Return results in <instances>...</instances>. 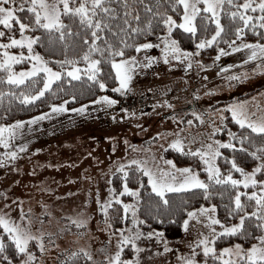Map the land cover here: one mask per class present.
Returning <instances> with one entry per match:
<instances>
[{"label": "snow or ice", "instance_id": "6c2138e0", "mask_svg": "<svg viewBox=\"0 0 264 264\" xmlns=\"http://www.w3.org/2000/svg\"><path fill=\"white\" fill-rule=\"evenodd\" d=\"M143 3V0H140ZM123 15L114 6L113 0H0V83L20 86L26 81L37 86L34 93L21 92L19 96L9 90L8 95L20 99L27 104L43 97L46 91L57 88L63 89V85L73 86V82H83L89 87L98 86L100 90H106L108 83L104 74V64L110 65L114 70L107 73V77L117 82L112 88L113 92L126 93L130 89L136 70L141 67V61L136 55H128L127 50L133 49L135 53L142 50L161 48V58L165 63L170 59L181 61L189 59L193 53L180 47L179 40L173 36L175 29L183 30L193 38L199 31L207 33L209 25H214L211 35H205L196 40V48L204 49L224 41L232 52L247 50L246 59L241 64L253 62V72L264 73V43L260 40L245 41L242 38L248 30L264 38V0H157L155 5L146 4L144 12L149 17L141 21V13L138 8L132 7L129 0H122ZM179 16V19L176 16ZM226 18L227 24L224 23ZM133 21L135 23H133ZM159 26V34L157 27ZM19 32V37L16 36ZM155 35L158 43L147 39V35ZM232 35L234 39L227 40L226 36ZM143 37V40H141ZM74 38H78L74 39ZM236 40L241 42L237 45ZM60 44L62 59L54 56L45 57L40 47H54ZM19 49V51H12ZM220 54H227L224 48H219ZM217 55L216 59L219 60ZM157 57L145 54L143 67H150ZM27 62L31 66L27 69L17 70L15 65ZM188 67H191L189 59ZM229 68L232 65H228ZM241 76L246 78L247 73L232 74L229 79L239 80ZM58 82V83H57ZM42 84V86H39ZM5 93L0 91V100ZM76 100L75 95L70 96ZM68 101L60 104H52L51 111L55 113L68 112L84 113L86 105L79 108L66 107ZM92 104L115 105L118 101L109 95H100ZM167 104V101H165ZM172 107L171 104L167 105ZM259 106H257V110ZM124 111H127L126 109ZM224 112L230 113L231 119L242 131L239 135L228 130L229 140L213 139L216 132L223 128L213 124V132L210 134V142L201 143L192 148L184 147L185 140L179 134L168 144L183 155H188L199 160L201 167L193 168L192 165L177 167L173 160L164 159L167 167L159 164H149L145 160H128L127 165H134V172L140 177L147 178V185L151 186V192L156 194L163 205H169L166 193H188L202 195L209 200L214 194V186L230 189V203L226 205L229 216H238L239 223L225 224L216 215L217 205L211 203L200 205L191 210L185 208L186 218L183 227L187 231L189 220L195 219L204 225L207 232L201 231L195 241L190 245V251L180 253L176 257V264H209V258L219 264H264V114L256 117L255 111H251L247 101H240L224 106ZM192 115L203 123V117L193 112ZM48 115L42 113L30 118L29 123L46 119ZM222 123H227V117L221 113ZM183 122V121H182ZM193 120H188L191 125ZM25 127V121L16 120L11 124H0V147L5 150L0 153V166L10 163L18 156L16 148L20 152L27 149V144L13 145L19 130ZM255 134V135H253ZM157 135H160L157 133ZM259 137V142L257 140ZM191 145V141L187 142ZM247 145V146H246ZM221 149H231L232 155L225 156ZM39 151V149H37ZM237 153H243L250 157L253 164L249 170L238 162ZM224 159L230 167L223 169L219 164L220 158ZM156 160L155 157L152 158ZM206 173L201 178L200 172ZM116 172L122 174L123 188L117 191L109 189V198L101 202L97 191V204L99 211L105 217V224L112 227L109 218V209L114 204L122 206V215L118 217L124 223V227L112 228L111 235L117 236L115 249L108 250L101 247V257L97 258L92 251L81 247L77 251H71L68 258L71 261L79 260L91 264H141V253L144 248L139 241L141 238L163 243V251L171 252L167 239H164L162 231H142L140 225L146 223L138 215L140 191L145 187L143 179L139 177L140 187L129 186L131 173L125 163L116 166ZM238 173L239 176H235ZM115 175V173H113ZM111 183V181H109ZM254 189L248 191V189ZM129 194L136 198V202L127 203L122 196ZM223 197V192L218 193ZM244 198V199H242ZM186 203V201H185ZM251 204L253 211L247 208ZM5 207H8L5 204ZM130 213V215H129ZM243 213V215H239ZM254 219L253 227L259 231L258 235L245 230V220ZM88 218L83 216L66 217L67 224L83 228ZM44 221H41L43 223ZM164 221L161 219L160 221ZM34 221L24 213L21 206L19 217H12L8 212L0 211V264H39L36 250L41 254L46 251L47 244L53 247L51 239L55 233L47 232L42 228H33ZM220 227L217 228L216 226ZM64 231V229H61ZM225 236H240L247 238L252 236L254 243L247 248L242 243H235L228 247L215 246L218 238ZM111 244V240L108 241ZM132 250L131 256L125 254V249ZM11 249V251H10ZM159 254V249L156 250ZM202 252L203 259H198Z\"/></svg>", "mask_w": 264, "mask_h": 264}, {"label": "rangeland", "instance_id": "374dc122", "mask_svg": "<svg viewBox=\"0 0 264 264\" xmlns=\"http://www.w3.org/2000/svg\"><path fill=\"white\" fill-rule=\"evenodd\" d=\"M225 50L227 54L219 53V60L215 58L209 66L203 62L201 51L192 52L189 58L191 67H188L189 59H170L165 63L161 48L142 50L135 53L142 63L133 76L130 89L124 94L119 93L122 98L112 97L117 104L84 103L81 105H86L87 110L82 114L71 111L55 113L50 109L44 112L48 115L46 119L35 123H29L31 117L23 120L25 127L18 131L12 144L26 143L27 149L20 152L16 148L17 158L0 166V211L18 218L22 206L24 213L34 221V229L55 233L51 239L58 247L46 242L43 254L37 249L39 264H86L83 257L74 262L69 260L68 254L86 247L100 258L101 247L110 251L115 249L117 236L111 235L112 227L105 224V217L99 211L97 191L101 202L109 198L118 164L125 163L128 167L131 166L127 165L128 160L146 159L149 164L167 167L164 159L173 160L170 154H178H173L171 150L178 151L168 147L175 134L184 138L186 149L210 142L213 124L225 127L221 113L231 117L230 113L224 112L227 104L247 101L257 118L264 114V73L253 72V62L241 64L246 59L247 50L232 52L230 47ZM145 54L157 57L147 68L143 67ZM30 66L23 62L15 68L20 70ZM241 73H247L246 78L229 79L232 74ZM133 100H136L133 105H140L122 110ZM81 105L66 107L79 108ZM193 112L203 117V123L192 115ZM188 120L193 123L187 124ZM222 132H216L212 138L226 141L220 136ZM188 141L192 142L191 145ZM4 151L0 147V153ZM181 156V165L173 160L177 167H203L198 159ZM200 175L205 178L206 173L201 171ZM125 202L134 203L133 200ZM69 216H83L88 220L83 228H78L66 223L65 218ZM201 231L207 232V229L193 218L189 220L187 231L183 227L181 237L164 235L172 250L167 253L163 251V243L158 244L155 238H141L139 243L144 248L141 264H176V257L190 251L189 245ZM217 240L215 246L218 250L239 242L220 246ZM125 254L131 256L132 250L126 248ZM198 259H203L202 252Z\"/></svg>", "mask_w": 264, "mask_h": 264}, {"label": "trees", "instance_id": "16d2710c", "mask_svg": "<svg viewBox=\"0 0 264 264\" xmlns=\"http://www.w3.org/2000/svg\"><path fill=\"white\" fill-rule=\"evenodd\" d=\"M242 2V0H241ZM114 6L117 8V10L120 12L121 15H123V8H122V0H113ZM129 3L134 8H138L141 13V21L143 22L145 19L149 17V14L144 12V6L146 4H152L155 5L157 3V0H143V3L140 2V0H129ZM177 19H179V16H176ZM227 24L226 18L223 21ZM133 23H135L133 21ZM212 30H214V25H209V30L207 33H204L202 30L197 33V37L193 38L190 34L185 33L183 30L175 29L173 31V36L176 37L179 40L180 47L189 51V52H198L201 51V58L203 59V62L205 65L209 66L213 63V60L216 58V56L219 54L218 49L224 48L227 49L229 45L225 43L224 41H219L218 43H214L213 45L206 47L204 49H197L196 48V40L198 38H203L205 35H211ZM157 34H159V26L156 29ZM259 31L264 32V29H260ZM16 36L19 37V32L16 31ZM77 39L78 38H74ZM148 40H152L154 43H158L156 36L148 34L147 35ZM227 40H232L234 37L232 35H228L225 37ZM245 41H256L260 40L262 43H264V38L261 36L256 35L251 30H248L246 32V35L242 38ZM141 40H143V37H141ZM241 41L236 40L235 43L239 44ZM37 51H40L42 55L45 57L48 56H54L55 58L62 59L61 50H60V44L57 42V44L54 47H40L39 45L35 46ZM128 55H135V51L133 49L127 50ZM104 76L102 78L106 79V82L108 83V88L106 90H100L98 86L89 87L87 84L81 82H73V86L69 87L67 84L63 85V89L57 88L56 84L53 85L52 89L49 91H46L45 95L43 97H39L37 100L32 101L30 103H23L22 97L20 99H16L15 97L9 96L8 92L11 90L12 92H15L17 96L21 92L27 93H34L36 90H38L37 86L32 85L30 82L25 83V85L20 86H13L8 85L6 83H0V91H3L5 93L2 100H0V124H11L16 120H25L30 117H33L35 115L47 112L51 109L52 104H59L64 101H68L67 105L69 107H76L78 105L84 104V103H90L91 100H95L100 95H109L111 97H120L122 98V95L113 92L112 88L116 87L117 82H114L111 78L107 77V73L109 71H112L114 76V70L110 69V65L104 64ZM58 83V82H57ZM39 86H42L40 84ZM75 95L76 100H71L70 96ZM197 105V104H196ZM231 130L233 132H236L237 135H239L242 130L239 128L237 124L231 119V117L228 115L227 117V123L226 127H224V130L222 133H220L221 137H225L227 140L230 139L228 136V130ZM255 135V134H253ZM257 140L259 142V137H257ZM247 146V145H246ZM174 154L178 153L177 155L171 156L173 157L174 161L181 165L182 156L179 152H176L174 150H171ZM221 151L224 153L225 156L232 155L231 149H221ZM238 162L242 163L243 166L246 168H251L253 161L250 157H247L243 153H237L236 154ZM219 164L223 169H227L230 167L229 164H226L224 162V159L221 157L219 159ZM134 165L128 166V169L130 171L131 179L129 181V186L132 188H138L140 187L138 182V177L140 179L144 180L145 187L141 189L140 191V200H139V212L138 215L140 218L146 223H143L140 225L142 230L145 231H157L160 230L163 232V234L167 237L171 238H179L183 234V220L186 218V213L184 212V209L187 208L189 210L193 208H198L200 205H206L209 203H215L217 205V216L219 219H221L225 224H233V223H239L238 216H229L228 210L226 208V205L230 203L229 196L231 194L230 189H224L221 186H214V194L209 200H205L202 195H192L191 192L188 193H166L168 199H169V205L165 206L163 205L162 201H160L159 197L156 196V194L151 192V186L147 185V178L146 177H140L139 173L134 172ZM235 176H239L238 173H234ZM113 186L117 190H122L123 188V180H122V174L121 173H115L113 176ZM254 189L249 188L248 191H252ZM223 192V197H221L218 193ZM123 197L124 201L133 200L136 202V198L130 196L129 194H125ZM244 199V198H242ZM186 201V203H185ZM248 211H253L251 204L247 208ZM122 206L119 204H114L112 208L109 209V218L112 221V228H120L124 227V223L118 219L120 215H122ZM239 215H243V213H240ZM161 219L164 221L161 223ZM255 221L254 219H247L245 220L244 228L245 230L254 233L255 235L259 234V231L256 230L253 225ZM239 241L244 245H250L251 243H254L252 236H248L247 238L240 237V236H225L223 238H218L217 244L220 246L230 244L232 242ZM11 251V249H10ZM211 259V258H210ZM209 264H214V262L211 260ZM215 264H219V262H215Z\"/></svg>", "mask_w": 264, "mask_h": 264}, {"label": "built area", "instance_id": "2783aa9c", "mask_svg": "<svg viewBox=\"0 0 264 264\" xmlns=\"http://www.w3.org/2000/svg\"><path fill=\"white\" fill-rule=\"evenodd\" d=\"M136 102V100H133V101H130L128 104H126L125 106H123V110L129 108V107H133V106H137V105H140V104H134L133 103Z\"/></svg>", "mask_w": 264, "mask_h": 264}]
</instances>
